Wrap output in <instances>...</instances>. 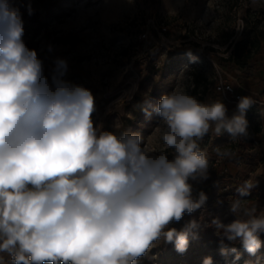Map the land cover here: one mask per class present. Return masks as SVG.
I'll return each instance as SVG.
<instances>
[{
    "label": "clouds",
    "instance_id": "1",
    "mask_svg": "<svg viewBox=\"0 0 264 264\" xmlns=\"http://www.w3.org/2000/svg\"><path fill=\"white\" fill-rule=\"evenodd\" d=\"M23 34L19 10L0 0V253L11 264H137L161 239L184 253L201 226L195 219L180 230L170 225L206 203L203 191L193 196L190 182L209 176L200 141L210 131L247 136L253 100L239 97L229 116L220 100L162 95L152 111L173 155H150L139 132L117 135L96 125L92 92L64 79V59L55 60L49 79ZM252 187L245 182L239 195ZM230 211L245 218L211 221L222 233L221 254L241 258L226 240L255 256L264 244V213L244 208L240 199ZM203 264H213L212 258Z\"/></svg>",
    "mask_w": 264,
    "mask_h": 264
},
{
    "label": "rangeland",
    "instance_id": "2",
    "mask_svg": "<svg viewBox=\"0 0 264 264\" xmlns=\"http://www.w3.org/2000/svg\"><path fill=\"white\" fill-rule=\"evenodd\" d=\"M23 21V40L35 50L45 75L51 76L56 59L67 61L64 77L89 89L95 97L93 120L102 130L120 133L131 130L142 136L141 147L150 155L165 152L160 139L162 125L152 107L164 94L180 91L201 102L217 97L220 80L244 84L253 73L249 60L242 70H229L223 60L236 47L264 46V0H9ZM31 10V11H30ZM250 71V72H249ZM251 89V88H250ZM254 90V89H252ZM255 91V90H254ZM226 105V104H225ZM231 116L236 105H226ZM145 109L151 112L146 115ZM245 137L228 133L216 136L210 131L200 148L208 156V178L190 181L193 196L206 188L205 205L170 227L177 230L190 220L200 224L198 238L189 237L184 253L163 239L154 243L137 264H264V244L250 256L239 241L228 242L234 253L221 254L222 233L211 225L214 218L228 224L242 213L233 214L230 204L240 199L244 208L264 213V105L253 103L246 113ZM228 149L231 157H219L216 149ZM233 170H216L218 165ZM216 178L212 183L211 179ZM253 185L247 196L238 189ZM205 189V188H204ZM264 242V233L261 234ZM2 264H11L0 253Z\"/></svg>",
    "mask_w": 264,
    "mask_h": 264
},
{
    "label": "trees",
    "instance_id": "3",
    "mask_svg": "<svg viewBox=\"0 0 264 264\" xmlns=\"http://www.w3.org/2000/svg\"><path fill=\"white\" fill-rule=\"evenodd\" d=\"M239 44V43H238ZM237 44V45H238ZM236 45V47H237ZM233 48L230 52V54L223 58L225 62L229 65V70L231 72H234L235 69H239L242 73L243 68L245 67L246 63L251 60L252 61V69L253 73H247L246 74V80L244 82L245 87L254 89L258 92L260 96H264V92L261 91V89L264 88V46L262 43L259 42L258 45L255 47H259L256 51L252 52L251 47L244 48L241 52H238L237 49ZM250 72V71H249ZM220 100L219 94H217V97L213 99L212 101ZM211 101V102H212ZM252 131H248V134H251ZM227 165V164H226ZM226 165H218L216 170L223 171L224 169L233 170V167H226ZM216 178H212L211 182H216ZM212 184H209L203 188L199 187L198 191L201 192L206 190V188H210ZM205 188V189H204Z\"/></svg>",
    "mask_w": 264,
    "mask_h": 264
},
{
    "label": "built area",
    "instance_id": "4",
    "mask_svg": "<svg viewBox=\"0 0 264 264\" xmlns=\"http://www.w3.org/2000/svg\"><path fill=\"white\" fill-rule=\"evenodd\" d=\"M216 90L220 96V101L226 105H237L238 99L241 96H248L253 100V103L264 105V96H260L257 91L245 87L244 84L237 83L233 85L231 81L220 80L216 83ZM264 92V88L261 89Z\"/></svg>",
    "mask_w": 264,
    "mask_h": 264
}]
</instances>
